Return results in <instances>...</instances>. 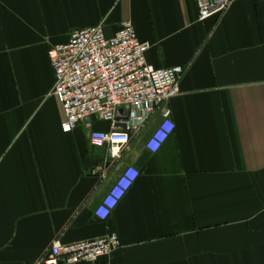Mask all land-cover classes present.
<instances>
[{"label": "crops", "instance_id": "obj_1", "mask_svg": "<svg viewBox=\"0 0 264 264\" xmlns=\"http://www.w3.org/2000/svg\"><path fill=\"white\" fill-rule=\"evenodd\" d=\"M127 21L151 67L184 74L160 149L145 148L156 110L111 159L85 125L62 132L47 53L74 30L112 38ZM130 166L136 180L97 221ZM110 233L119 250L97 264H264V0L202 22L195 0H0V264H42L55 242Z\"/></svg>", "mask_w": 264, "mask_h": 264}, {"label": "built area", "instance_id": "obj_2", "mask_svg": "<svg viewBox=\"0 0 264 264\" xmlns=\"http://www.w3.org/2000/svg\"><path fill=\"white\" fill-rule=\"evenodd\" d=\"M233 1L195 0L198 21L222 16ZM150 47L137 38L128 21L112 38H106L103 27L96 26L74 30L66 43L51 47L47 56L54 70L52 95L62 109V132L70 135L83 124L90 130V144L107 148V156L118 159L129 145L130 135L144 128L159 110L161 120L145 143L149 153H156L173 133L166 105L180 94L184 69H154L145 58ZM93 117L106 122L108 130H92ZM96 174L97 170L91 172ZM137 176L134 167L122 171L94 210L97 221L108 219ZM118 241L117 235L110 233L88 242H55L41 263L97 264L119 250Z\"/></svg>", "mask_w": 264, "mask_h": 264}]
</instances>
